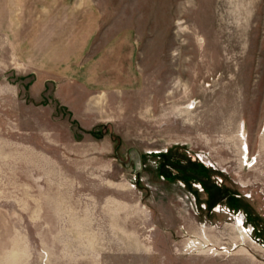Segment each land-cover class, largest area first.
<instances>
[{"label": "rangeland", "instance_id": "374dc122", "mask_svg": "<svg viewBox=\"0 0 264 264\" xmlns=\"http://www.w3.org/2000/svg\"><path fill=\"white\" fill-rule=\"evenodd\" d=\"M90 1L59 88L0 14V264H264V0Z\"/></svg>", "mask_w": 264, "mask_h": 264}, {"label": "crops", "instance_id": "0c3cea01", "mask_svg": "<svg viewBox=\"0 0 264 264\" xmlns=\"http://www.w3.org/2000/svg\"><path fill=\"white\" fill-rule=\"evenodd\" d=\"M15 1L16 0H0V14L10 11V9L12 10V5ZM17 1L20 2V0ZM25 2L29 3L26 7L27 10H31V14L28 15L26 21L31 28L28 33L33 35L40 32L43 35L42 48L50 50V52H47L48 63L45 65L47 66L46 71L47 74L51 76L54 75L58 78L56 79V84L58 86L57 88H59L60 78L65 75V71L61 66L63 65L62 63L67 49V31H71L73 34V36L69 38L70 45L76 46L80 43L79 41L82 35L95 31L96 25L99 22L98 10L90 0L87 3L84 2L83 6L79 4V7L78 5L77 7L76 5L69 7L70 16L72 15L73 18L81 22L78 26H75L76 28L70 27L67 29V0H41V2L37 0H32L31 2L25 0ZM82 11H85V17L82 16ZM31 40H33V38ZM124 40L122 43H124ZM85 43L87 45V42ZM83 81L82 85L84 84V88L89 90L92 87L91 83L89 81ZM71 83L73 84H70L67 89L72 93L77 89V86H75L76 81Z\"/></svg>", "mask_w": 264, "mask_h": 264}, {"label": "flooded vegetation", "instance_id": "af4514ba", "mask_svg": "<svg viewBox=\"0 0 264 264\" xmlns=\"http://www.w3.org/2000/svg\"><path fill=\"white\" fill-rule=\"evenodd\" d=\"M263 39H264V36H259L258 39L256 40V43L260 45Z\"/></svg>", "mask_w": 264, "mask_h": 264}, {"label": "bare ground", "instance_id": "6f19581e", "mask_svg": "<svg viewBox=\"0 0 264 264\" xmlns=\"http://www.w3.org/2000/svg\"><path fill=\"white\" fill-rule=\"evenodd\" d=\"M244 159H246V158H244Z\"/></svg>", "mask_w": 264, "mask_h": 264}]
</instances>
